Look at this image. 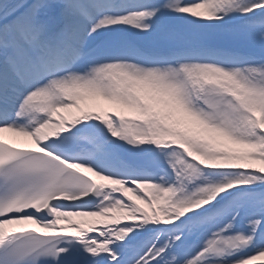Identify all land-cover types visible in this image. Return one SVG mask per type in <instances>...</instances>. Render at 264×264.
Listing matches in <instances>:
<instances>
[{"label": "snow or ice", "instance_id": "1", "mask_svg": "<svg viewBox=\"0 0 264 264\" xmlns=\"http://www.w3.org/2000/svg\"><path fill=\"white\" fill-rule=\"evenodd\" d=\"M260 258L264 0H0V264Z\"/></svg>", "mask_w": 264, "mask_h": 264}, {"label": "bare ground", "instance_id": "2", "mask_svg": "<svg viewBox=\"0 0 264 264\" xmlns=\"http://www.w3.org/2000/svg\"><path fill=\"white\" fill-rule=\"evenodd\" d=\"M105 102V100H103ZM107 103H109L108 101H106ZM112 104V103H111ZM114 105V104H112ZM76 109L74 108V112ZM60 115H63L65 118L67 119H70L73 114H72V108L71 109H66V110H62ZM4 136L10 140H13V141H17V142H24V143H30L31 144V141L26 138V137H21V136H16L12 133H4ZM91 174V173H90ZM94 179H97L98 182H104V183H107L106 181H101L100 178L98 177H94ZM129 195H132L131 193H129ZM143 206H146V205H143ZM87 219V218H85ZM10 227H14V226H10ZM256 264H264V258H260L258 259V261L256 262Z\"/></svg>", "mask_w": 264, "mask_h": 264}, {"label": "rangeland", "instance_id": "3", "mask_svg": "<svg viewBox=\"0 0 264 264\" xmlns=\"http://www.w3.org/2000/svg\"><path fill=\"white\" fill-rule=\"evenodd\" d=\"M109 104H110V106H111V108L112 109H115V111L117 110V108L115 107H113V105L111 104V102H109ZM90 106H93V105H90ZM109 106V105H108ZM104 109H106V108H108L107 106H102ZM96 108H98V105L96 106Z\"/></svg>", "mask_w": 264, "mask_h": 264}]
</instances>
